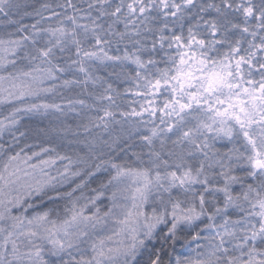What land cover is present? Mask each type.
Segmentation results:
<instances>
[{
    "label": "snow or ice",
    "instance_id": "6c2138e0",
    "mask_svg": "<svg viewBox=\"0 0 264 264\" xmlns=\"http://www.w3.org/2000/svg\"><path fill=\"white\" fill-rule=\"evenodd\" d=\"M0 264H264V0H0Z\"/></svg>",
    "mask_w": 264,
    "mask_h": 264
},
{
    "label": "trees",
    "instance_id": "16d2710c",
    "mask_svg": "<svg viewBox=\"0 0 264 264\" xmlns=\"http://www.w3.org/2000/svg\"><path fill=\"white\" fill-rule=\"evenodd\" d=\"M25 123H26L29 127H34V126H35V122H34V121H33V122H29V121L26 120ZM5 139H8V137H5ZM32 140H33V136H32V135H29L28 137H26V139H25L24 142H32ZM22 144H23V142H22ZM22 144H21V146H22Z\"/></svg>",
    "mask_w": 264,
    "mask_h": 264
}]
</instances>
